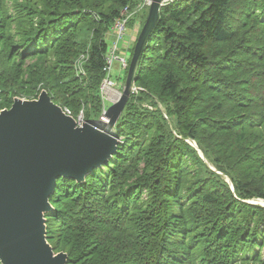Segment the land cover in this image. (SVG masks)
Returning <instances> with one entry per match:
<instances>
[{
    "label": "trees",
    "instance_id": "obj_1",
    "mask_svg": "<svg viewBox=\"0 0 264 264\" xmlns=\"http://www.w3.org/2000/svg\"><path fill=\"white\" fill-rule=\"evenodd\" d=\"M142 2L0 0V111L45 90L97 122L111 29ZM135 86L109 164L57 180L54 252L67 264H264V207L248 202L264 200V0H169Z\"/></svg>",
    "mask_w": 264,
    "mask_h": 264
},
{
    "label": "water",
    "instance_id": "obj_2",
    "mask_svg": "<svg viewBox=\"0 0 264 264\" xmlns=\"http://www.w3.org/2000/svg\"><path fill=\"white\" fill-rule=\"evenodd\" d=\"M168 1L150 2L124 88L104 112L111 128L136 90L144 48ZM118 144L91 121L78 126L45 90L35 100L14 98L9 109L0 111V264H67V254H55L47 241L45 215L53 210L49 200L57 180L84 182L109 164Z\"/></svg>",
    "mask_w": 264,
    "mask_h": 264
},
{
    "label": "rangeland",
    "instance_id": "obj_3",
    "mask_svg": "<svg viewBox=\"0 0 264 264\" xmlns=\"http://www.w3.org/2000/svg\"><path fill=\"white\" fill-rule=\"evenodd\" d=\"M146 1H149V0H146ZM147 5V4H146ZM148 11H149V6H146L144 7L143 9H141L139 12L135 13V14H131L129 15V18H128V23L126 25V29H125V32H124V35L123 37L121 38V40H118L117 41V45H118V52L117 54H124L126 53V56L128 57V61H129V58H131V55H132V48L134 46V41H135V38L138 37V30H139V27L140 25L143 23L146 15H148ZM145 23V22H144ZM111 36H113L114 32L113 30L111 29ZM134 37L133 40H131V38ZM137 39V38H136ZM115 40V39H114ZM113 38L110 40V46L112 44V41H114ZM132 42V43H131ZM110 49V48H109ZM85 60V58L83 56H81L80 60L78 61L77 65H76V72L78 73V71L80 70V66L79 64L81 65V63ZM82 66V65H81ZM83 74L84 75V71L82 70ZM79 74V73H78ZM127 74V73H126ZM110 75H111V81L113 82V90H115L116 92L113 94V98L115 99L116 97L119 96V93H121V91L123 90L124 88V82H125V73H122L119 71V65L117 62H113L112 66H111V69H110ZM102 85V84H101ZM136 85V83H135ZM136 87V86H135ZM138 89L136 88V90L133 92H137ZM100 92H101V86H100ZM112 93L113 91H110L108 92L107 95L104 96V99L103 100V96H102V92H101V97H102V101H103V108L106 107V109L111 105V102L113 101V98H112ZM132 93V94H133ZM131 94V95H132ZM130 95V96H131ZM38 97V96H37ZM130 98V97H129ZM22 100H25L23 98H20ZM37 98H34L32 100H35ZM54 103V102H53ZM55 104V103H54ZM57 105V104H56ZM60 106V105H58ZM61 107V106H60ZM62 108V107H61ZM158 108L164 112V109L163 107L161 106V104L159 103L158 104ZM64 110V108H62ZM4 110V109H3ZM103 112V111H102ZM82 114V112H80L78 114L77 117H74L72 115H70L71 117H73L76 122L78 120V118L80 117V115ZM83 115V114H82ZM165 115V114H164ZM166 117V115H165ZM106 119L104 116L101 115V117L99 118V120L97 122H91L92 126L95 127L96 129L100 130H104L106 132H109V134H107L108 136H110L111 138L113 139H116L118 140L119 142L122 141L121 139H118L117 135H116V129L115 127L111 128L108 124V120H107V126L106 125H103L102 124V120ZM77 125L78 126H82V122H77ZM116 126V125H115ZM100 128V129H99ZM100 130V131H102ZM102 131V132H104ZM105 133V132H104ZM190 145V141L189 140H186ZM196 144V143H195ZM192 146V145H191ZM194 148L197 149V145L196 147L195 146H192ZM198 153L200 154V157L202 158V160H205L202 152L200 150H198ZM226 181L230 184V187L233 189V186H232V183L229 179H226ZM250 203H253V204H259L261 206L264 207V200H260V199H256V200H251V201H248ZM48 241V240H47ZM49 243V242H48ZM50 244V243H49ZM50 246L52 247V245L50 244ZM53 249V248H52ZM54 251V250H53ZM55 253V252H54ZM57 253H60V252H57ZM55 253V254H57ZM62 253H65V252H62ZM66 254V253H65Z\"/></svg>",
    "mask_w": 264,
    "mask_h": 264
},
{
    "label": "built area",
    "instance_id": "obj_4",
    "mask_svg": "<svg viewBox=\"0 0 264 264\" xmlns=\"http://www.w3.org/2000/svg\"><path fill=\"white\" fill-rule=\"evenodd\" d=\"M150 2H151V0H149V1L143 0V2L140 5H138L133 11L128 10V8H124L121 11L120 17L116 20V22L114 23V25L112 27V30L114 32L112 38H113V40L114 39L115 40L112 41V44L110 46V49H109V52H108V55L106 58V69H105L106 77L103 80L102 85H101V92H102L103 100H105L104 96L107 95L108 92L113 91L112 98H113V94L116 92L115 90L112 89L113 88V82L111 81V75H110V69H111L113 62L118 63L120 72L126 71L129 67V61H128V57L126 56V53L117 54V52H118L117 41L121 40V38L124 35L126 25L128 23L129 15L135 14V13L139 12L141 9H143L144 7L149 6ZM79 66H80V70L78 71V73L83 74L82 66L80 64H79ZM115 99L113 98V100H115ZM105 110H106V107L103 108L102 116H104ZM64 112L69 116L71 115L70 111L67 108L64 109ZM77 122L78 123L82 122V124L85 122L82 114L78 118Z\"/></svg>",
    "mask_w": 264,
    "mask_h": 264
},
{
    "label": "bare ground",
    "instance_id": "obj_5",
    "mask_svg": "<svg viewBox=\"0 0 264 264\" xmlns=\"http://www.w3.org/2000/svg\"><path fill=\"white\" fill-rule=\"evenodd\" d=\"M102 122V124L103 125H106L107 126V119H104V120H102L101 121ZM100 129V128H99ZM100 130H102V129H100ZM102 131H104V130H102ZM105 133H107V134H109V132H106V131H104ZM110 135V134H109Z\"/></svg>",
    "mask_w": 264,
    "mask_h": 264
},
{
    "label": "crops",
    "instance_id": "obj_6",
    "mask_svg": "<svg viewBox=\"0 0 264 264\" xmlns=\"http://www.w3.org/2000/svg\"><path fill=\"white\" fill-rule=\"evenodd\" d=\"M134 37H135V36H133V37L131 38V40H133V39H134Z\"/></svg>",
    "mask_w": 264,
    "mask_h": 264
}]
</instances>
